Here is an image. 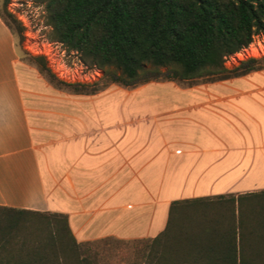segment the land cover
Instances as JSON below:
<instances>
[{
  "label": "crops",
  "instance_id": "crops-1",
  "mask_svg": "<svg viewBox=\"0 0 264 264\" xmlns=\"http://www.w3.org/2000/svg\"><path fill=\"white\" fill-rule=\"evenodd\" d=\"M21 72L0 16V205L63 212L84 242L153 236L174 198L264 188V66L208 83L162 80L168 96L123 104L110 84L57 93L47 112L27 104Z\"/></svg>",
  "mask_w": 264,
  "mask_h": 264
},
{
  "label": "trees",
  "instance_id": "trees-1",
  "mask_svg": "<svg viewBox=\"0 0 264 264\" xmlns=\"http://www.w3.org/2000/svg\"><path fill=\"white\" fill-rule=\"evenodd\" d=\"M44 3L51 36L108 78L83 82L74 92L161 75L216 80L264 66V55L225 65L227 56L264 31V0ZM43 69L49 71L45 62ZM142 241L139 264H264V188L174 198L164 227ZM82 246L65 213L0 205V264H95Z\"/></svg>",
  "mask_w": 264,
  "mask_h": 264
},
{
  "label": "rangeland",
  "instance_id": "rangeland-1",
  "mask_svg": "<svg viewBox=\"0 0 264 264\" xmlns=\"http://www.w3.org/2000/svg\"><path fill=\"white\" fill-rule=\"evenodd\" d=\"M7 10L13 15H9ZM0 13L10 25L17 55L22 61L27 74L21 72L20 77L28 105H32L34 101H40V105L47 112L55 106L52 101L59 99L57 93L61 94L62 101L63 92H74L73 88L83 82L101 83L107 81L108 78L104 77L103 69L85 62L80 52L67 49L64 44L51 36V26L47 22L44 0H8L6 4H4V0H0ZM31 55H38L39 57L34 58ZM263 55L264 31H261L254 34L249 45L227 56L225 65L231 67L238 64L242 59ZM44 62L49 71L43 69ZM146 73L149 72L146 71ZM210 78L211 76L170 79L161 75L131 86H126L117 81H110L107 85H112L113 90L118 92V100L120 104H123V102H128L132 96L138 95L145 98L151 92L156 95L155 97L168 96L166 87L171 86V84L159 82L162 80H172L173 83L179 86H186L213 82L214 80H210ZM142 83H145V87L131 93L126 91V89H131ZM48 88L57 90L56 94H49L50 98L47 96ZM104 98L102 97L99 100H104ZM156 100L159 101L162 98L153 100V104ZM159 106L150 104V107H152L150 111H157ZM122 115L124 114L121 113ZM30 116L32 117V113H30ZM201 191L202 189H197L195 192ZM160 223L161 219L155 222V226ZM147 237L150 236L128 238L105 236L84 241L82 248L88 250V254L95 264H139L143 260L144 254L145 244L142 240Z\"/></svg>",
  "mask_w": 264,
  "mask_h": 264
},
{
  "label": "built area",
  "instance_id": "built-area-1",
  "mask_svg": "<svg viewBox=\"0 0 264 264\" xmlns=\"http://www.w3.org/2000/svg\"><path fill=\"white\" fill-rule=\"evenodd\" d=\"M95 66V65H94ZM97 67V66H96ZM99 68V67H98Z\"/></svg>",
  "mask_w": 264,
  "mask_h": 264
}]
</instances>
